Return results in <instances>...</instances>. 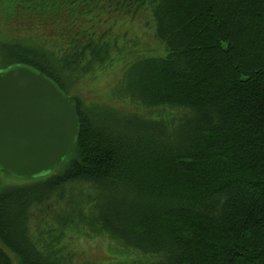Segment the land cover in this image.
Here are the masks:
<instances>
[{"label": "trees", "instance_id": "16d2710c", "mask_svg": "<svg viewBox=\"0 0 264 264\" xmlns=\"http://www.w3.org/2000/svg\"><path fill=\"white\" fill-rule=\"evenodd\" d=\"M2 1L39 36L1 40L0 70L45 73L81 132L56 171L0 187V264H77L98 237L143 258L113 264H264V0ZM140 13L168 52L121 92L171 113L85 112L73 87L124 45L107 18Z\"/></svg>", "mask_w": 264, "mask_h": 264}, {"label": "water", "instance_id": "95a60500", "mask_svg": "<svg viewBox=\"0 0 264 264\" xmlns=\"http://www.w3.org/2000/svg\"><path fill=\"white\" fill-rule=\"evenodd\" d=\"M81 132L78 102L27 64L0 70V171L32 180L53 173Z\"/></svg>", "mask_w": 264, "mask_h": 264}, {"label": "rangeland", "instance_id": "374dc122", "mask_svg": "<svg viewBox=\"0 0 264 264\" xmlns=\"http://www.w3.org/2000/svg\"><path fill=\"white\" fill-rule=\"evenodd\" d=\"M3 1H0V41L21 39L23 37L37 38L38 33H29V24L17 16L7 18L3 11ZM105 28H111L112 34L122 35L124 45L122 52L115 59L88 74L73 87L71 95L80 99L83 110H101L108 107L121 117L130 118L135 114L156 117L168 115L171 112L164 109H145L135 103L130 97L124 96L121 84L129 65L137 58L163 56L167 48L155 37L154 27L149 17L144 13L135 16L121 17L117 14L107 18ZM26 24L25 26H23ZM23 36V37H22ZM40 40L42 37L40 36ZM44 40V39H43ZM3 59L0 57V67ZM66 161V159L64 160ZM29 180L4 174L0 171V187L5 185L22 184ZM78 263L88 260L94 264H113L114 262H139L142 257L134 254L127 255L120 250L113 240L98 237L92 240L83 238L79 243ZM15 264L17 261L14 260Z\"/></svg>", "mask_w": 264, "mask_h": 264}]
</instances>
